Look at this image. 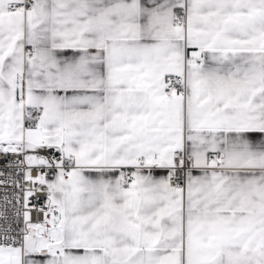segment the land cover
Returning <instances> with one entry per match:
<instances>
[{
	"label": "snow or ice",
	"instance_id": "obj_1",
	"mask_svg": "<svg viewBox=\"0 0 264 264\" xmlns=\"http://www.w3.org/2000/svg\"><path fill=\"white\" fill-rule=\"evenodd\" d=\"M0 264H264V0H0Z\"/></svg>",
	"mask_w": 264,
	"mask_h": 264
}]
</instances>
